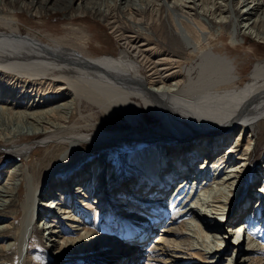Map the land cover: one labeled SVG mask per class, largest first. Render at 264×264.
I'll return each mask as SVG.
<instances>
[{
  "label": "bare ground",
  "instance_id": "6f19581e",
  "mask_svg": "<svg viewBox=\"0 0 264 264\" xmlns=\"http://www.w3.org/2000/svg\"><path fill=\"white\" fill-rule=\"evenodd\" d=\"M205 1L0 0V152L25 157L31 146L18 139L37 137H41L37 145L56 143L63 150L57 160L44 167L39 180L23 162L0 172V235L15 230L9 240H0V254L13 250L14 264L30 262L33 252L28 244L35 234L32 223L36 218L37 230L53 248L51 254L60 260L72 252L83 254L85 243L105 247L113 241L112 236L90 234L81 216L74 222L76 237H61L52 222L63 216L66 208L73 210V204L66 206L68 197L78 199L87 214L94 211V227L98 229L103 213L115 211L119 225L137 219L142 212L145 218L153 217L172 192L174 199L187 188L193 192L197 187V198L188 204L191 219L181 225L168 223L169 219L159 222L151 230L159 234L150 244L147 237L115 242L110 253L121 254V258L114 264L148 262L140 253L150 249L159 252L161 264L248 263L253 249L250 245L241 249L239 235L244 242L249 240L244 230H250L258 204L251 214L252 207L244 209L240 200L231 204V198L239 194L241 188L235 189L243 184L241 179L247 178V165L264 122V59L253 63L247 86L239 87L236 57L215 52L207 26L193 14ZM234 2L227 17L230 43L239 45L247 35L264 44V0H231ZM218 3L212 11L219 12L216 18L222 14ZM15 11L31 18L59 13L67 16L69 23L87 15L95 17L114 34L116 53L89 55V47L82 49L83 37H76V31L83 34L79 29L71 31L76 35L71 43L41 33H22ZM165 23L170 47L162 36ZM205 45L208 47L203 49ZM183 56L188 62L178 65ZM45 86L56 95L51 96ZM144 112L156 124L147 123ZM74 114L77 122L72 121ZM100 116L105 120L122 117L128 128L123 133L97 129L95 122ZM238 125L241 129L236 140L233 133ZM122 137H131L155 151L159 142H177L164 147L162 165L153 162L146 167L152 179L167 182L152 186L144 181L142 185L118 183L115 171L102 159L87 163L86 158H79L78 162L81 145L114 143ZM198 161L201 163L196 168ZM82 162L84 167L79 168ZM148 164L144 160V165ZM22 183L21 220L17 224L5 221L3 216ZM262 185L264 198V182ZM39 188L40 199H36ZM236 217L245 220L236 225ZM261 220L264 223V218ZM237 228L242 233L236 232ZM226 253L230 254L228 259L223 257Z\"/></svg>",
  "mask_w": 264,
  "mask_h": 264
},
{
  "label": "rangeland",
  "instance_id": "374dc122",
  "mask_svg": "<svg viewBox=\"0 0 264 264\" xmlns=\"http://www.w3.org/2000/svg\"><path fill=\"white\" fill-rule=\"evenodd\" d=\"M222 1L223 0H217V1L206 0L204 6H202V8L199 7V9L193 11V14L198 16V18L201 19L207 26L208 32H210V34L208 35V37L211 40L210 45L214 47L213 48L214 51L215 52L219 51L218 53H222V54L227 53L231 57H236V61L238 62V68L240 73L238 76L239 80L237 81L238 86L244 88L245 86H247L246 84L247 76L252 68L253 63L255 61L264 59V44L259 43L257 40L253 39V37L251 38L248 37L247 35L246 38L244 37V39L246 40L241 41L239 45H232L230 43L229 33H231L232 31L231 30L228 31L229 23L227 17L230 12L229 8L231 9V6L233 8V5L235 6V2L234 4H231V0L230 2L226 0H224L223 2ZM215 2H219L218 5L220 4L221 6L220 12H222V14L217 18L215 16L219 14L218 11H216L215 14H212L213 8L215 6ZM209 9L211 12L208 11ZM15 12H16L15 14L18 15L17 19L19 20V26L22 33H25L27 31H30L31 33H41L43 35H48L52 38L54 37L60 40L62 39V41L64 40L63 42L66 41L65 43H68L69 41L71 42L74 41L73 38L77 35L76 36L77 39L80 37L84 38V39L82 38L81 42H83L84 43L83 45L85 46L81 48L85 49L86 47H89L90 48L89 55L91 56H94L96 54L99 55V51L107 54L108 53L111 54L113 52L114 53L113 55H115L116 53L118 42L114 40L113 37L114 34L109 30L106 24L101 23L95 17L87 15L80 17L78 20L73 21L72 23H69L67 21L68 17L63 16L62 14L59 13H46V14H41L39 17L31 18L28 14L24 12H18V11ZM163 19L164 18H162V20ZM237 20H238L237 22L238 24L240 22V26L242 25L244 28H246L242 20L240 19ZM176 21L177 20L175 19V22ZM222 22L223 24H220ZM188 24L193 27L191 23H187V25ZM166 25L167 24L165 23L162 36L167 41L165 43L166 46L170 47L171 46V42H169L170 31L168 28H165ZM122 26L124 25L122 24ZM77 29L81 30L83 34H81L80 32L78 33L77 31H76V35L71 34L73 33L71 32L72 30H77ZM206 47H208V45H205L203 49H206ZM85 52L88 54L87 51ZM181 58L182 59H180L178 65L185 64L186 61L188 62L187 58L185 59V56ZM45 87H43V89ZM50 90L51 91L47 89L48 93L51 96L56 95L55 90L53 89ZM144 115L146 116L147 123L150 122L152 124H156V121L151 117L147 116L146 112H144ZM77 118H78L77 114H74L72 121L77 122ZM95 124L97 126L96 127L97 129H103L107 131H118L120 133H123L128 128V125L124 122L123 118L119 116L118 118L112 120H105L103 119V117L100 116L99 119L96 120ZM240 129L241 127L238 125V128L236 127V130L233 133V136L234 135L236 136V138L234 136L236 140L238 137L237 132ZM259 130L260 132L259 135L257 136L255 150L251 154L249 163L247 165V174H246L247 178H245L246 176H244L243 177L244 179L243 178L241 179L243 181V184L241 185L240 183L237 189H235V190H239L241 188L239 194L238 195L236 194L235 197L236 199L234 197L231 198V204L235 201L240 200L239 203L243 205L244 209H246L248 206L252 207V209L254 210H252L251 214L253 213V211L254 212L256 211V206L258 204V210L255 214L256 218L255 216L253 217L250 230L249 228L248 230L247 229L244 230L245 237L248 236L247 234L250 235L249 238L250 241L248 240L244 242L240 238L241 235H239V240L241 244L240 248L243 249L245 248V246L248 247L247 245H250V247L253 249V251H251L252 257H250L247 264H264V223H260L261 221H263L261 219L264 218V213H263L264 198L262 197V193L260 192V190L263 188L262 183L264 182L263 180L264 163L262 162V156L264 155V122L260 123ZM40 138L41 137L18 139L17 142L20 141L19 143L21 144L29 143V145L31 146L29 154H27L25 157L23 156L14 157L0 152V172L6 170L13 163L23 162L24 166L29 170L30 173H32L34 179L39 180L40 177L43 176L44 167L48 165L50 166V164H52L54 160H57L58 155L63 151L62 145L56 143H49L46 146H42L43 144L37 145L36 142L40 140ZM159 143L160 145L157 147L156 151L148 148L145 143L138 142L137 140L131 137H122V139L117 140L114 143H106L98 146L85 143L77 149V153L79 155V156L77 155V158L78 159L86 158L87 163L96 159H102L105 165L107 166L110 165V167L113 168V171H115L116 173L115 181L118 183L127 181L129 183L128 185H131L133 183H139L140 185H142L144 184V182L148 184L150 183L149 185L151 184L154 185L155 183L161 184L164 183L165 181L167 182V180L166 179L164 180L163 178L162 179L156 178L158 177L159 174L158 173L156 174L155 177L156 178L155 180L157 181H155L148 173H146V169H147L146 167L153 165V162L161 164L162 163L161 153L164 154L163 151V149H165L164 147L166 145L168 146L174 143L177 144V142L170 143L165 141ZM59 147H61V149H59ZM135 158L138 160H136ZM80 159L78 160V162H81ZM144 160L148 161L150 164H148V166L144 165ZM138 161H141V163ZM167 163L168 162H166V164ZM200 163L201 161L197 162L196 168L199 167L198 165H200ZM84 164L85 163L82 162L79 168L84 167L83 166ZM60 175H64V173H60ZM163 176L164 175H162V177ZM147 179H150V181H145ZM255 180L257 181L254 183ZM24 189L25 188L22 183L19 187L18 193L15 194V199H13L14 201H12V204L7 208V212L3 216L4 217L3 220L8 222H13L15 224H17V222H20L21 211H22L21 205H22V201L24 200V194H25ZM249 189L251 195L248 193ZM40 190L41 189L39 188L38 192L36 193L35 196L36 199H40L39 197ZM190 192H192L191 187L187 188V190L184 191L185 194L183 193L179 197H176L174 199H171L172 197H170V199L162 203L163 208H161L158 212H156L155 216L153 217L145 218L144 213L142 212L138 215L140 218L138 217L137 219L128 222L125 221L123 225H119L120 221L118 220V218H116L115 211H111V213H109L110 215L108 213L106 214L103 213L99 221L100 227L98 229L94 227V219H95L94 211L93 210H91L90 212L88 211L89 213L87 214L86 210H84L80 206L81 203L78 201V199L71 201V197H68L67 198L68 203L66 204V206L71 207V205L73 204L74 211L66 208L65 211L66 213L63 216L61 215V217H58V219H53L52 222L54 229H57V231H59L61 237L62 235L64 236V238L67 239H71V238L73 239L76 237L77 231L75 230L76 229L75 226L77 223L74 222H76V219L81 216L82 220L83 221L85 220L84 221L85 224L87 223L86 229L90 232V234L97 233L100 236H106V235L110 237L112 236L114 237L113 241H111L105 247L100 246L99 244L94 242L85 243L83 247L84 248L83 254H76L77 251L72 252L73 254L70 253L69 256H66L65 258L60 260L58 258H55L56 256L55 254L54 255L51 254V249L53 248L46 245V243L43 240V234L41 230H37V223L39 218H36L32 223V226L35 229V234L33 239L28 244L29 252H33V256L30 262L28 260L26 264H114L116 258L117 259L118 257L121 258V254H119L117 257V255L113 256L110 253L115 242L121 243L125 241L127 242L131 240H136V238L138 240L141 237L142 238L147 237V244H150L154 240V238L159 234L157 231L151 233L152 232L151 230L153 227L155 228V225L156 226L160 225L159 222L164 220L165 222H167L169 219L168 223L171 222L176 225L177 224L181 225L183 222H185V220L191 219L189 217V206L191 205V203L193 204L195 199L197 198L198 195L197 187L192 193ZM192 194L193 195L195 194V196H193ZM251 196H252V201L246 202V200H248V198ZM255 199H257V201L256 204L253 205L255 203ZM227 202L229 201L227 200L225 203ZM13 203H16V205L15 204L13 205ZM188 204L190 205L188 206ZM224 206L228 210L229 208L228 204H225ZM108 207L109 206H107V208ZM146 207L147 206H145L144 209H146ZM68 211H70L69 212L70 214L67 213ZM162 218L163 220H161ZM238 218L239 217L235 218L237 222L236 225H239L240 222L245 220V219L241 220V218L239 219ZM257 218H260V221L259 219L257 220ZM71 225H73L74 227ZM116 226L117 228L114 230ZM238 230L239 228H237L236 232H238ZM14 232L15 230L13 228L2 233L0 235V240L2 239L9 240L11 237H13ZM147 233L149 235H147ZM238 233H242V229ZM85 234L87 236L90 235L87 232H84V235ZM141 254L143 255V257H146V259L149 260L148 262L145 261L142 262L143 264H161V257L158 251H155L154 249H150L146 253L142 252L140 253V255ZM228 254L229 253H226V255L223 257H226L228 259L229 257L227 256ZM14 258H15V253L13 250L3 251L0 254V259H1L0 261H2L3 264H14V260H15ZM225 262L227 261H224L221 264Z\"/></svg>",
  "mask_w": 264,
  "mask_h": 264
}]
</instances>
